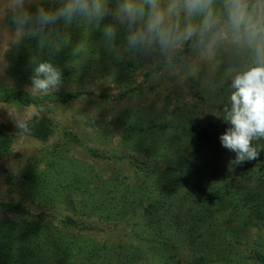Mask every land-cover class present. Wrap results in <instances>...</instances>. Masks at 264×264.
<instances>
[{
  "label": "rangeland",
  "instance_id": "rangeland-1",
  "mask_svg": "<svg viewBox=\"0 0 264 264\" xmlns=\"http://www.w3.org/2000/svg\"><path fill=\"white\" fill-rule=\"evenodd\" d=\"M104 25L61 22V50L51 54L36 38L15 43L0 15V264H264V140L253 142L258 159L240 165L219 141L231 81L255 66L252 54L225 43L207 55L188 42L171 65L157 54L117 61ZM99 51L107 56L98 63ZM33 57L61 71L56 93L86 95L45 98L23 138L7 109L26 118L31 109L3 98L27 94ZM16 203L33 216L12 215ZM65 215L76 219L83 252L43 243Z\"/></svg>",
  "mask_w": 264,
  "mask_h": 264
},
{
  "label": "clouds",
  "instance_id": "clouds-1",
  "mask_svg": "<svg viewBox=\"0 0 264 264\" xmlns=\"http://www.w3.org/2000/svg\"><path fill=\"white\" fill-rule=\"evenodd\" d=\"M55 0L54 8H45L36 0H0V15L9 22L15 43L25 37L36 38L51 54L61 50L56 28L63 22H77L89 29H100L101 21L111 17L115 23L104 25L103 44L117 61L129 54L163 57L171 65L188 42L212 55L222 44L247 49L255 66L238 73L231 81L230 106L223 109V121L229 125L219 136L224 149L235 153L233 165L258 159L254 141L264 140V0ZM35 5V11L29 8ZM119 29L124 41L118 44ZM78 51V49H75ZM2 62V60H0ZM30 96H49L62 85V73L52 63L36 57ZM182 83V81H181ZM31 116L15 108L7 114L17 135L31 137L32 121L45 112L44 106L29 105ZM221 119L219 115L216 116Z\"/></svg>",
  "mask_w": 264,
  "mask_h": 264
},
{
  "label": "trees",
  "instance_id": "trees-1",
  "mask_svg": "<svg viewBox=\"0 0 264 264\" xmlns=\"http://www.w3.org/2000/svg\"><path fill=\"white\" fill-rule=\"evenodd\" d=\"M110 6H114V4H110ZM113 20L112 18L109 17H105L104 20L101 22V24H109L112 23ZM99 55L97 60L94 58L93 60H96L99 62H101L103 60V58L106 55V53L104 51H99ZM93 53V51H92ZM46 57V56H45ZM78 55L74 56V60H77ZM93 60H90L89 63H91ZM97 64V63H96ZM83 71H85L87 73L88 69H84ZM86 95V92L84 91H75V92H65V93H54L52 95L49 96H45V97H41V98H33L30 95L19 91V92H6L4 93V98L3 100L5 101H14L17 102L21 105L24 106H29L31 104L33 105H43V100H45V98L48 97H53L55 101L60 100L61 103H68L70 101H73L74 99L77 98H81L82 96ZM63 202V201H62ZM65 204L71 208V210H75L74 208V203H73V199L71 197H68L65 200ZM55 206L52 205L51 208H46L49 209L47 211L50 212H56ZM10 213L12 215L15 216H20V217H25V218H30L32 217V211L31 209H29L28 207H26L25 205H22L20 203H16L11 205L10 207ZM62 217V218H61ZM60 218V226L58 229H54L53 227V233L54 235L52 236L50 234V240L48 241L47 237L43 238V243L44 245H51L53 246V248L57 251H59L60 255H65L68 256L69 254H73L75 252V250H77L78 252H83L84 251V247H81V245H83L86 241L82 240L84 238H80V236H76L71 234L72 231H74V226H76V219L73 216H69V215H65V216H61ZM38 219H44L43 215L39 216ZM46 223H48V221H46ZM45 223V224H46ZM40 227H35L34 229H39ZM44 231H47L48 226H44L42 227ZM81 239V240H80ZM129 243V242H127ZM77 244H80V246H77ZM63 256H61V260H64L62 258Z\"/></svg>",
  "mask_w": 264,
  "mask_h": 264
}]
</instances>
